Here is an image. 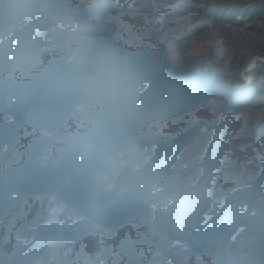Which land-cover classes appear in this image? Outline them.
I'll return each instance as SVG.
<instances>
[{
  "label": "trees",
  "instance_id": "trees-1",
  "mask_svg": "<svg viewBox=\"0 0 264 264\" xmlns=\"http://www.w3.org/2000/svg\"><path fill=\"white\" fill-rule=\"evenodd\" d=\"M255 9L252 16L256 14ZM57 10V3L50 0L38 4L0 0V32L18 26L22 19L42 17L17 27L0 42V73L34 71L51 61L58 53L54 44L58 41L47 38L73 20L71 14L67 20L59 18ZM77 53L72 63L50 69L39 81H0V110L18 123L14 126L12 121L5 123L0 119V137H3L0 142L18 143L13 138L14 129L26 123L30 112H34L36 128L54 133L66 127L82 106H105L104 111H97L86 136L75 137V141L57 137L60 143L75 142L73 147L60 152L59 163L53 157L39 161L41 155L49 152L51 143L49 137L38 135L26 139L29 151L22 165L6 169L0 161V264L20 263L19 258L8 255L1 246V221L14 210L15 196L59 199L93 224L112 231L132 224L151 207L158 209L160 205V211L155 212V227L172 240H185L184 235L193 229L194 242L192 237L187 241L194 254L221 250L235 253L240 247L253 245V253L243 264H264V154L260 151L264 147L261 140L264 131L261 126L254 128L249 151L233 154L229 152L234 143L226 142L230 132L224 133L222 120L209 134L203 133L201 122L195 123L190 133L170 139L158 137L155 143L145 147L140 158L149 156V152L154 155L150 157L152 166L140 177L133 174L127 178L117 173L112 189L107 190L101 189L98 175L103 166L120 157L125 145L150 122H164L215 101L227 102L225 109L228 110L248 109L261 91L256 86L228 89L220 83L217 73L178 76L150 51H129L104 37L93 36L82 42ZM109 90L113 96L105 95ZM8 96L10 103L6 101ZM237 124L236 131L244 125L241 121ZM194 137L202 138V147L196 151L191 147L185 149ZM137 151L133 149L129 156L134 165H138ZM183 165L187 167L182 169ZM239 166L247 167L241 171L242 178L246 175L253 178L240 179L235 182L238 187L228 190L225 180H231L233 173L242 169ZM169 175L178 177L177 184L181 186L175 189L176 185H163L162 179ZM153 186L156 190L151 192ZM166 199L170 202L164 205ZM77 228L80 231L53 225L27 227L21 234L29 236L34 243L43 238L75 239L81 233L96 230Z\"/></svg>",
  "mask_w": 264,
  "mask_h": 264
},
{
  "label": "rangeland",
  "instance_id": "rangeland-1",
  "mask_svg": "<svg viewBox=\"0 0 264 264\" xmlns=\"http://www.w3.org/2000/svg\"><path fill=\"white\" fill-rule=\"evenodd\" d=\"M22 1L38 4L48 0ZM50 1L59 6V11H55L59 18L67 20L68 15L73 16L72 21H67L69 24L62 25L47 38L57 39L58 42L54 44L58 53L38 70L0 73V81H39L50 69L72 63L78 55L81 43L95 36L107 38L129 51H150L158 61L178 76L217 73L221 78L220 83L228 89L256 86L261 91L248 109L228 110L225 109L227 102L215 101L194 112L175 116L164 122H150L143 132L125 145L118 159L103 166L98 172L101 189H112L119 174L127 178L133 174L140 177L152 166L150 157L154 155L149 152V156L147 154L140 158L145 147L155 143L158 137L170 139L190 133L199 122L203 125V130H206L203 133L209 134L222 120L224 133L230 132L229 141H225L234 143L229 152L233 154L249 151L255 126H261L264 131V0ZM254 8L256 14L252 16ZM41 18L36 16L22 19L18 26L0 32V42L11 36L17 27L26 26L31 19L38 21ZM146 89L145 87L144 90ZM105 95L110 97L114 94L109 90ZM6 101L10 103L11 97H6ZM104 109L105 106L84 105L66 127L54 133L36 128L34 112H30L27 121L32 122L26 121L22 127L14 129L13 138L19 142H0V161L4 162L6 169L22 165L29 151L26 139L38 135L40 138L49 137L51 143L49 152L41 155L39 161L44 162L53 157L59 163L60 152L73 147L75 142L60 143L57 137L64 136L65 139L62 137V140L75 141V137L86 136L97 111L102 112ZM0 119L5 123L12 121L14 126L18 124L13 117L6 116L1 110ZM240 121L244 125L247 122L250 124L243 125L236 131ZM261 140L264 142V137ZM202 141V138H190L184 148L198 150L202 147ZM133 149L138 150L135 154L138 165L130 163L129 156ZM260 151L264 154V147ZM148 163L150 164L147 165ZM186 167L183 165L182 169ZM242 167L239 166V169ZM246 169L247 167L235 171L231 180H225L228 190L238 187L235 182L249 176H241ZM172 175L161 182L166 186L176 185L173 186L176 189L181 186L177 184L180 179L176 174L175 177ZM140 188L144 186L141 185ZM155 190L154 186L151 187V192ZM14 198V210L7 213L1 221V246L8 255L19 258V264H243L244 259L254 251L253 245H249L240 247L235 253L221 250L196 255L187 241L188 237H192L194 242L193 229L184 235L185 240H172L155 227V212L160 211V205L158 209L151 207L132 224L112 231L93 224L89 218L75 213L59 199ZM169 202L166 199L163 204ZM52 225L76 232L80 231L77 226L94 227L96 230L87 234L81 233L75 239L43 238L34 243L29 236L21 234L27 227ZM34 249L37 251L33 252Z\"/></svg>",
  "mask_w": 264,
  "mask_h": 264
}]
</instances>
